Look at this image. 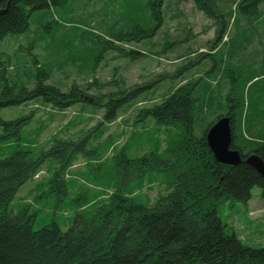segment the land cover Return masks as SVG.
<instances>
[{"label": "trees", "instance_id": "16d2710c", "mask_svg": "<svg viewBox=\"0 0 264 264\" xmlns=\"http://www.w3.org/2000/svg\"><path fill=\"white\" fill-rule=\"evenodd\" d=\"M66 1L0 0V9L7 8L0 15V41L9 35L27 32L35 11L51 5L62 6ZM166 2L146 0V13L140 16L123 12L120 22L114 24L112 36L105 41V49H117L135 58L137 51H126L117 43L153 38L166 18ZM193 2L217 26L213 44L219 39L224 42L222 37L230 20L232 25L238 24V17L228 6L229 2L240 9L244 20L240 25L244 28L243 36L237 45L236 37L226 42L233 43L230 60L241 58V66L249 62L251 70L245 71L241 66L226 68L229 80L223 85V90L225 86L226 89L220 90V101L210 92L209 84L198 85L201 79L198 78L177 87L159 103L139 111L138 121L151 118L160 125L180 130V139L172 141V146L165 152L167 157L157 151L133 157L122 152L120 156L131 169L132 178H140L152 170L170 173L172 183L166 194L159 195L152 204L125 194L120 187L108 199L99 201L96 214H88L87 207L81 209L68 230L63 231L55 219L36 230L34 222L42 211L24 206L14 213L10 203L20 188L35 178L52 149L38 152L37 145L25 132L36 115L35 110L11 118L0 115V264H264V246L243 243L234 227L221 219L218 210L223 200H231L232 204L248 202L256 185L264 197V176L245 161L253 153L264 159L263 47L260 57L253 60V47L258 41L255 33L259 32L254 22L263 16L262 2ZM122 6L128 9L130 2L124 0ZM218 47L215 54L221 49ZM199 56L203 58V54ZM29 60L36 68L32 86L16 82L10 78L11 74L8 75L9 69L0 66V75L4 79L0 85V112L38 99L58 110L80 103L103 107L101 122L104 123L118 118L128 91L123 97H120L123 93L120 91L108 97L93 96L89 103L85 96L93 86L100 87L98 80L89 83L86 89L73 83L65 91L50 82V73L39 64L36 55L31 53ZM3 63L0 56V64ZM255 72L259 75L253 76ZM217 86H220L219 82ZM135 89L132 92L141 88ZM218 111L221 113L217 114ZM208 112L217 115L206 124ZM224 115H229L232 121L231 148L239 150L243 157V161L235 166L219 163L206 139L209 127ZM101 122L95 129L102 125ZM54 140L55 144L71 145L59 137ZM67 167L65 163L60 165L51 182L66 187L67 183L61 178ZM42 185L39 182L35 187ZM99 202L87 201L86 205Z\"/></svg>", "mask_w": 264, "mask_h": 264}, {"label": "rangeland", "instance_id": "374dc122", "mask_svg": "<svg viewBox=\"0 0 264 264\" xmlns=\"http://www.w3.org/2000/svg\"><path fill=\"white\" fill-rule=\"evenodd\" d=\"M127 1L128 9L122 6L124 0H67L62 6L51 5L34 12L27 32L0 41V56L4 61L0 66L9 69L8 75L16 82L34 84L36 68L29 60L32 53L50 73V82L62 90L68 91L73 83L86 89L89 83L98 80L100 87L93 86L85 96L89 103L97 96L108 97L120 91L123 97L129 92L118 118L108 123L101 122L103 107L82 103L58 110L37 99L1 110L4 118L35 110L36 115L25 132L37 145L38 152L52 149L35 178L23 185L10 203L14 213L24 206L42 211L34 222L36 230L54 219L63 231L68 230L81 209L87 207L88 214H96L99 201L108 199L120 187L125 194L152 204L159 195H165L172 183L170 173L152 170L133 179L131 169L120 156L122 152L133 157L157 151L167 157L165 152L172 141L180 139V130L160 125L151 118L138 121L139 111L198 78H201L198 85L209 84L210 92L220 101V90L229 80L225 69H238L242 64L241 58L230 60L233 43L226 42L236 37L237 45L244 30L240 26L244 24L241 11L231 2L228 6L237 15L238 24L232 25L230 20L222 37L224 42L219 39L213 44L217 26L196 8L193 0H166V18L153 38L116 42L126 51H137L135 58L117 49H105V41L112 36L114 24L120 22L123 12L130 11L135 16L146 13V0ZM261 2L263 16L254 22L259 32L255 33L258 41L253 47V60L260 57L264 48V0ZM216 46L221 49L215 54ZM241 68L251 70L250 63L244 62ZM3 82L0 75V85ZM135 87L141 89L132 92ZM217 114L208 112L206 124ZM100 122L102 125L95 129ZM54 137L71 145L55 144ZM64 163L68 167L63 170L61 180L67 183L66 187L51 182L54 172ZM39 182L42 187H35ZM85 198L90 203H99L86 205ZM218 210L221 219L234 227L243 243L264 246V197L259 186L252 188L248 202L232 204L231 200H223Z\"/></svg>", "mask_w": 264, "mask_h": 264}, {"label": "water", "instance_id": "95a60500", "mask_svg": "<svg viewBox=\"0 0 264 264\" xmlns=\"http://www.w3.org/2000/svg\"><path fill=\"white\" fill-rule=\"evenodd\" d=\"M6 10L7 8L0 9V15ZM232 138V121L229 115L221 116L209 127L206 139L210 150L219 163L235 166L243 161L240 151L231 148ZM245 161L264 176V159L260 155L250 154Z\"/></svg>", "mask_w": 264, "mask_h": 264}]
</instances>
